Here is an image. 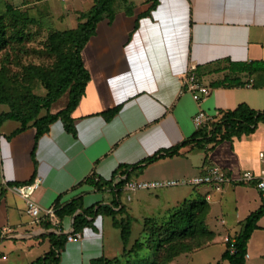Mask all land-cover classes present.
Segmentation results:
<instances>
[{
    "label": "crops",
    "instance_id": "crops-1",
    "mask_svg": "<svg viewBox=\"0 0 264 264\" xmlns=\"http://www.w3.org/2000/svg\"><path fill=\"white\" fill-rule=\"evenodd\" d=\"M36 1L45 2L48 8L55 3ZM117 1L113 3V13L97 22L81 51L90 77L71 112L75 132L67 131L61 119L53 121L38 139L32 156L33 126L27 125L9 138L7 135L20 126L19 121L13 120L7 129L0 130V185L40 176V185L32 196L41 208L52 206L58 197L64 203L78 195H82L84 206L109 203L114 196L109 186L96 189L79 182L92 172L110 179L119 164L140 163L186 140L196 130L193 116L199 107L212 114L235 108L240 102L264 109V78L259 76L262 84L254 86L253 74L241 69L245 62L264 60V0H156L153 6L152 0ZM51 13L49 8L44 16ZM192 60L197 63L200 81L209 87V93L199 103L190 92L182 91V76ZM230 78L242 84L215 86ZM250 78L252 85L248 86ZM7 121L12 119L3 121L0 127ZM190 148L184 145L179 151ZM260 150H264V120L253 132L220 141L208 151L203 164L184 160L182 170L187 174L193 169L196 174L216 163L230 174L244 169L259 171ZM172 157L146 164L135 178H167L156 177L150 170ZM119 178L115 174L113 182ZM127 190L124 186L122 193L127 192L128 200L130 193L138 191ZM192 190L188 197L203 196L209 191L211 204L223 203L229 195L236 208L249 199L257 201V208L264 196L255 185L233 182L224 184L221 191L208 185ZM21 201L26 206L24 198L7 186L0 199V230L3 238L21 240L27 252L48 241L42 234L57 232L59 226L44 228L38 220H22ZM143 202L122 203L135 217L131 208ZM103 216L107 215H95L92 225L84 227L78 238L67 239L59 264H86L93 257L105 255ZM72 218L64 217L62 232L72 229ZM263 219L264 215L258 220L260 227L264 226ZM221 224L225 225L226 219ZM0 254L8 259L3 250Z\"/></svg>",
    "mask_w": 264,
    "mask_h": 264
},
{
    "label": "trees",
    "instance_id": "trees-1",
    "mask_svg": "<svg viewBox=\"0 0 264 264\" xmlns=\"http://www.w3.org/2000/svg\"><path fill=\"white\" fill-rule=\"evenodd\" d=\"M115 0H92V4L79 12V19L74 27L44 28L45 14L37 6L26 8L5 1L0 7V104L8 105V109L0 111V125L7 119L17 120L20 126L10 132L7 137L24 129L27 125L35 128L32 156L40 136L48 130L49 124L61 119L67 131L74 133L71 112L78 104L89 80L81 51L89 37L94 33L97 22L103 16L113 13ZM156 0H152V6ZM33 8H36L34 12ZM41 38L38 40V37ZM36 41V43H35ZM33 54L41 58L40 62L23 60L24 55ZM253 74V85L257 86L264 78V60L255 59L245 62L241 69ZM262 78L259 79L258 77ZM40 82L46 91L43 95L32 91L34 83ZM242 84L236 78L217 82V85ZM65 92L67 103L51 111L52 104ZM44 109V111H42ZM115 110V109H114ZM113 110L109 111L111 114ZM220 116L214 121L197 128L186 140L177 143L163 152L147 156L139 163L119 164L110 179H104L92 172L79 183H88L100 189L109 186L114 196L109 203H94L84 206L82 195L75 196L61 203L58 199L53 203L56 222L49 215L41 216L39 223L44 228H55L57 232L43 233L50 243L49 248L30 261L29 264H59L60 253L67 241V232H62L61 222L65 216H72V233H81L84 227L93 223L97 214L111 217L112 224L120 229L122 241L121 256L127 257L125 264H169L174 257L185 251L199 249L206 245L214 236L213 230L207 225L206 219L209 204L203 196L185 199L170 210L162 224L156 223L153 217L142 218V230L145 242L134 240L128 248L132 223L135 219L120 201L124 184L135 178L146 164L157 158L174 156L180 153L184 145L199 144L208 152L220 141L253 132L257 124L264 120V109L258 110L245 102H240L235 108L218 110ZM209 145V146H208ZM120 178L113 182L115 174ZM31 179L25 181H31ZM24 182L7 181L0 185V199L7 186ZM243 184V183H241ZM262 203L250 211L244 218L238 232L228 236L221 253V260L226 264H245L247 244L253 231L260 228L258 220L264 215V196ZM1 235L0 230V239ZM153 248L146 256L139 253L145 245ZM119 255L108 257L100 255L93 257L86 264L120 263Z\"/></svg>",
    "mask_w": 264,
    "mask_h": 264
},
{
    "label": "rangeland",
    "instance_id": "rangeland-1",
    "mask_svg": "<svg viewBox=\"0 0 264 264\" xmlns=\"http://www.w3.org/2000/svg\"><path fill=\"white\" fill-rule=\"evenodd\" d=\"M5 1H9L14 5L21 6L23 8H26V6L29 5L31 7L37 6V10H41L39 8L44 7L46 12H48L49 8H51V12L53 11V15L51 13V15L45 17L47 26L45 27L43 25V27H55L60 29L76 26L79 19V12L86 10L92 3V0H55L53 6L51 3L50 7L48 8L45 2L41 3L40 1L38 2L36 0H0L1 7L4 5ZM119 1L122 0H118L117 4H119ZM33 10L35 12L36 8H33ZM40 38L41 36L38 37V40ZM23 60L40 62L41 58H38L33 54H29L24 55ZM32 91L36 94L43 95L46 89L42 83L36 82L34 83V88L32 89ZM67 100L68 94L67 92H65L52 104L51 111L55 112L56 110L63 107L67 103ZM6 109H8V105L0 104V111ZM42 111H44V109H42ZM12 122L14 121H7V123L0 127V130L7 129L9 124ZM190 146L191 148L188 151H180V153L177 154L180 155V157L173 156L172 159H168V157L163 163H158L151 167L150 171L154 173L156 177L160 175L167 176V178H177L187 175L188 173L189 176L192 175L194 171L193 169L192 171L189 170L187 174H184L186 172L182 170L184 160L187 159L192 162L196 161V163L203 161V164L208 152H206L207 150L199 144H193ZM196 186L198 185L177 184L158 188L154 190L155 192L153 191L152 193L148 192L149 190L138 189V191L136 190V193H130V200H128L127 198V192L124 191L121 194V200L126 205H130L132 203L135 204L141 199L144 200L143 203L137 204L136 206L131 208L133 215L137 219L135 218L136 220H134L132 223V232L130 235L128 248L131 246L134 240H140L143 242L146 241L145 234L142 230L143 217H153L156 223L162 224L165 221L170 210H172L180 202L188 198L191 199L196 198L200 195L202 196V194H199L195 197H188L192 193V189H194ZM248 189L252 191L255 190L251 187H248ZM127 191L132 192L129 190ZM208 193L209 191H207L203 195V197L209 204V211L207 214L206 222L210 229L214 232L213 238L208 243H206V245H203L199 249L197 248L191 251L180 253L179 255L174 257L169 264H226V261L221 260L220 257L222 251L224 250L226 237L233 235L234 233L239 231L241 225H243L244 218L247 215V211L250 212L251 210L255 209L257 205L256 200L249 199L247 201L244 200L241 205L236 208L234 207V202L230 200L229 195H226L223 198V203L214 202L213 204H211V202H209V200H211V197H207ZM146 195H148L149 197H146ZM17 200L19 199L17 198ZM20 207H24V212L20 214L22 220H30L31 218H33L26 212V206L24 205V203H22V201ZM41 216L45 215L42 214ZM222 217L226 219L225 225L221 224L222 222L224 223V219ZM50 218L53 222L57 221L55 217H53V215L50 216ZM262 222L263 223L261 225H264V219L262 220ZM233 224L235 225L232 226ZM69 231L70 230H68L67 232ZM102 238L103 250L106 256H121L122 241L120 237V229L112 224L110 216H103ZM48 248L49 242L45 240L39 247L32 248L30 251L25 252L26 246L23 245L21 240L16 241L12 237L5 236L0 240V250H3L8 255V259L0 257V264H29L33 258L43 254V251L47 250ZM149 251L152 252L153 248H150L146 244L140 251L139 255L141 257L146 256L149 254ZM126 258L127 257L125 256H121L119 264H125V262H127ZM110 264L118 263L112 262ZM245 264H264V226L258 228L248 240Z\"/></svg>",
    "mask_w": 264,
    "mask_h": 264
},
{
    "label": "built area",
    "instance_id": "built-area-1",
    "mask_svg": "<svg viewBox=\"0 0 264 264\" xmlns=\"http://www.w3.org/2000/svg\"><path fill=\"white\" fill-rule=\"evenodd\" d=\"M196 61H189L187 71L182 76V91H188L192 94L194 99L199 103L203 97L209 93V87L200 81L196 73ZM248 86L252 85V78H250ZM220 116L219 112L210 113L199 107L193 116V121L196 129L200 128L211 121H214ZM258 159L260 163L259 171L251 169L241 170L237 174L227 173L226 170L219 164L213 163L209 165L203 172L196 173L190 176H183L177 178H158V179H144L133 178L125 182L124 186L130 191L138 189L155 190L161 187H167L177 184H190V185H208L213 190L221 191L226 183H243L257 186L264 195V150L258 152ZM40 176H35L31 181L14 184L11 189L23 197L26 204V212L33 217L32 220H39L41 213L43 215H54L53 206L41 208V206L33 198L32 194L40 185ZM207 197H211L210 193ZM67 239L74 240L80 236L79 233H72V229L67 232ZM228 237H226L227 239ZM1 255V254H0Z\"/></svg>",
    "mask_w": 264,
    "mask_h": 264
},
{
    "label": "bare ground",
    "instance_id": "bare-ground-1",
    "mask_svg": "<svg viewBox=\"0 0 264 264\" xmlns=\"http://www.w3.org/2000/svg\"><path fill=\"white\" fill-rule=\"evenodd\" d=\"M78 248V247H77ZM89 251V250H88ZM90 252V251H89ZM97 252V251H96ZM79 253V252H78ZM93 254V253H92ZM90 255V254H89ZM87 256V255H86ZM80 257V256H79ZM75 260V259H74ZM79 260V259H78ZM76 262V261H75ZM80 264V263H79Z\"/></svg>",
    "mask_w": 264,
    "mask_h": 264
}]
</instances>
